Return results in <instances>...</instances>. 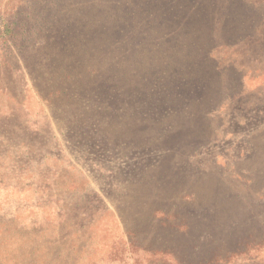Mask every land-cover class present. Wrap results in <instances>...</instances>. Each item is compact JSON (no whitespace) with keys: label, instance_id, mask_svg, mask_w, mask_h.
Instances as JSON below:
<instances>
[{"label":"rangeland","instance_id":"374dc122","mask_svg":"<svg viewBox=\"0 0 264 264\" xmlns=\"http://www.w3.org/2000/svg\"><path fill=\"white\" fill-rule=\"evenodd\" d=\"M216 262L264 264V0H0V264Z\"/></svg>","mask_w":264,"mask_h":264},{"label":"trees","instance_id":"16d2710c","mask_svg":"<svg viewBox=\"0 0 264 264\" xmlns=\"http://www.w3.org/2000/svg\"><path fill=\"white\" fill-rule=\"evenodd\" d=\"M136 2V1H135ZM139 1H137V3H138ZM136 3V4H137ZM124 6L126 7V15H127V17H131V20L133 19V17H134V12L130 9V7H127L126 6V4H124ZM109 8L110 9H108L109 11H110V17H111V15H113V13H114V11H118V9L120 8L119 6H118V4H115V3H111V5H109ZM114 22H116V21H114ZM126 22V21H125ZM124 21H121V22H117V26L114 28V32L117 34L118 32H120V30L119 29H122V28H124V27H126L127 25H126V23H125ZM52 39H54L55 40V38L53 37V36H49L48 37V41H49V46H48V48L47 49H49L50 48V46H51V44H53V42H55V41H53ZM55 44V43H54ZM52 47V46H51ZM68 48H66V46L63 48V52L61 51V53H69L68 51ZM76 51V50H75ZM49 51L47 50L46 51V53H48ZM80 52L79 51H76V54H79ZM78 56V55H77ZM55 59V58H54ZM259 246V245H258ZM142 250H143V248H142ZM145 251V250H144ZM150 251H152V250H148V251H145V252H150ZM153 252H155V253H160V254H164V255H166L167 254V252H165V251H162V252H160V251H153ZM234 254H236V253H234ZM154 255V254H153ZM170 255V254H169ZM216 261V260H215ZM217 263V262H216ZM218 264V263H217Z\"/></svg>","mask_w":264,"mask_h":264}]
</instances>
